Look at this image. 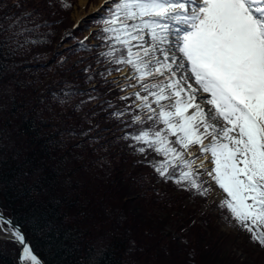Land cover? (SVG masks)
Returning <instances> with one entry per match:
<instances>
[{"label": "snow or ice", "instance_id": "6c2138e0", "mask_svg": "<svg viewBox=\"0 0 264 264\" xmlns=\"http://www.w3.org/2000/svg\"><path fill=\"white\" fill-rule=\"evenodd\" d=\"M100 9L93 19L99 30L92 37L99 44L85 43L89 37H84L76 51L98 53L96 64L104 65L100 72L86 66L85 83L112 87L99 94L96 88L81 92L65 82L52 98L67 105L77 96L87 97L75 106L79 112L118 90L115 100L122 103L103 100L100 109L122 125L118 139L143 157L139 162L193 196L207 198L218 186L227 194L218 205L230 213L225 219H234L264 248V0H103ZM33 17L31 11L5 15L0 56L7 59L50 43L37 33L51 25L29 27ZM10 70L0 62V72ZM0 222V231L23 246V260L43 264L23 231L2 212Z\"/></svg>", "mask_w": 264, "mask_h": 264}, {"label": "trees", "instance_id": "16d2710c", "mask_svg": "<svg viewBox=\"0 0 264 264\" xmlns=\"http://www.w3.org/2000/svg\"><path fill=\"white\" fill-rule=\"evenodd\" d=\"M34 2L38 6L32 9L42 13L34 12V23L28 24L47 21L51 27H41L37 36L50 43L31 47L32 59L24 52L7 59L0 56V62L12 69L0 72V84L12 79L16 68L19 74H29L22 85L15 81L12 91L18 95L0 115V212L22 228L35 254L44 264H86L85 257L103 264H208L207 258L215 260L223 252L218 264H264V248L246 250L250 258L245 260L220 248L233 242L232 235L219 231L212 214H199L203 204H214L180 190L172 181L164 182L140 163L143 157L118 139L122 125L107 119L108 113L95 108L96 103L77 112L75 106L87 97L77 96L67 105L52 98L67 82L61 75L68 64L61 65L60 58H74V63L80 57L78 52L49 49L58 37L57 19L65 13L58 0H26ZM5 6L0 23L5 14H14L10 1ZM76 34L77 29L72 32L73 37ZM1 35L0 40L5 39ZM46 55L56 57L45 65L37 57ZM70 84L87 92L79 81ZM27 85L31 89L25 93ZM101 87L102 94L110 88ZM118 94H110L109 100L122 103L115 100ZM11 123L19 127L18 138L2 154L7 143L4 133ZM93 125L98 127L89 136L81 135ZM94 138L99 143H91ZM245 239L251 240L249 233ZM18 251L16 242L1 241L0 264H17Z\"/></svg>", "mask_w": 264, "mask_h": 264}, {"label": "rangeland", "instance_id": "374dc122", "mask_svg": "<svg viewBox=\"0 0 264 264\" xmlns=\"http://www.w3.org/2000/svg\"><path fill=\"white\" fill-rule=\"evenodd\" d=\"M10 1L12 6L10 7V13H14L13 16L15 17H19V15H22V13L20 12L23 11V13L25 12H36V13H42L41 10H37L35 11L34 6H38L37 2H34V4H29L26 3V0H0V5H3V7H0V14L4 11V9H6V2ZM102 1V2H101ZM65 3L70 4L71 7L69 8H65L62 7L61 4L59 3L58 6H61L62 8H64L65 13H62V17H60L59 19H57V23H58V30H57V34L58 37L57 39L54 41L52 48H49L50 50H54L55 53H63V52H67V50H70L69 53H73V52H78V56L80 57L79 61L76 62H82V64H77L76 62H72V60L74 59H69L66 61V63L68 64V70L67 72H65V74L61 75L65 80H67V83L70 84L72 82H76L79 84V87H84L87 91H90L92 88H96L99 90V94H102V90L103 89L101 86V82L95 83V84H87L85 83V76L83 74V69L88 66L89 64L92 65V68L94 71L96 72H100L103 71L104 69V65L101 64L99 67L96 64V59H97V54H93V53H89L87 51H76V49L78 48V43L80 40H83L84 37H89V40L85 41V43H88L90 45H98L99 42L92 39L93 35L99 30V28L93 23V19L94 18H98L99 16V12L98 10L102 11V9H100V5L103 3V0H86L85 3H80V0H65ZM19 4L20 7H16V5ZM34 8V9H32ZM64 14V15H63ZM6 15V14H5ZM4 15V16H5ZM12 16V17H13ZM47 15L42 17V20H47ZM53 19H50L49 21H52ZM28 23V22H27ZM28 26L30 27V25L28 24ZM5 27H7V24L5 23ZM76 29L78 30L79 34H76L75 39H73L72 41H66L68 36L67 34L76 31ZM3 38L5 37L4 35H1ZM30 50L24 51V54L26 55V57L32 59V55L29 53ZM21 54H23V52L17 54L16 56H20ZM56 56L51 57V55H46V56H41L38 59L39 60H43L40 63H45V65H47V63H49L50 61H52V59H55ZM45 61V59H47ZM58 61V60H55ZM53 62L51 67L54 68L56 67V62ZM39 63V64H40ZM77 65H79L77 67ZM81 67V68H80ZM100 70V71H98ZM125 72L130 71V69L125 68L124 70ZM124 73H120L119 75H123ZM29 74L27 72H21L20 74L18 73V70L16 68V71H14V75L11 77H13L12 79H9L6 83L0 84V115L3 114L5 107L13 101V99L16 97V95H18V93H13L12 90L16 89L15 86H13V84L15 83L16 80H18L20 82V84L22 85L23 82L25 81L26 77ZM80 75H83L80 76ZM59 77V76H58ZM74 79H77L76 81H73ZM110 87H112L111 85H109ZM31 89V86L27 85V87L25 88V93H27L29 90ZM118 93V90H114V92L109 93L107 96H103L102 100L100 102H97L95 106V108L100 107V103L103 102V100H109L110 99V94H114V93ZM108 98V99H107ZM121 104V103H118ZM122 128V126L120 127ZM19 131V127L18 125L15 124H10L8 126L7 131L4 133V137L7 141V143L5 144L4 149H2V154L11 146H13L14 140H16L17 138V132ZM105 134H110V133H105ZM9 146V147H8ZM200 161H197V164H199ZM201 179H208L206 177H201ZM156 182L159 183L158 180H156ZM206 186V185H205ZM226 193L223 192L222 189H219L218 186L215 187V189L210 192L209 196L207 197V199L209 200V203H213L214 207H211V204H203L202 207H200V211L199 214L202 213H210L212 214L213 218H214V223L218 226L219 231H221L224 235H232L233 237V242L229 245V243L227 245L224 244V246H220V248L224 247L226 248V252L229 253L230 255L236 257V258H240L242 260L248 259L250 258L248 252L246 250L248 249H252V250H262V247L259 246L258 244L252 242L251 240H249V242L246 241L245 237L248 235V233H246L245 231L241 230L239 228V225L237 224V222L233 219L231 220V223L229 222V220L225 219L226 215H230V213L227 212L226 209L221 210L218 205L221 202V199L226 197ZM191 202V201H189ZM216 216H215V215ZM235 225V226H233ZM165 230L164 232H168L170 229L169 224L165 225ZM172 235H176V233L171 232ZM230 235V236H231ZM11 241V239H8L7 236L5 235V233L3 231H0V242L1 241ZM13 241V240H12ZM219 248V249H220ZM223 259V252H221L220 254H218V256L216 257L215 260H211V258H207V262L208 264H218L219 261ZM18 263V261H17Z\"/></svg>", "mask_w": 264, "mask_h": 264}, {"label": "water", "instance_id": "95a60500", "mask_svg": "<svg viewBox=\"0 0 264 264\" xmlns=\"http://www.w3.org/2000/svg\"><path fill=\"white\" fill-rule=\"evenodd\" d=\"M3 216L4 217H6V218H8V219H10L9 217H7V216H5L4 214H3ZM11 220V219H10ZM15 224V223H14ZM16 225V224H15ZM17 227H19L21 230H22V228L20 227V226H18V225H16ZM23 231V230H22ZM23 233H24V231H23ZM25 235V234H24ZM27 239V238H26ZM27 242H28V240H27ZM28 244H29V242H28ZM30 245V244H29ZM18 246H19V252H18V258H17V260L19 261V258H20V254H21V250H22V247L23 246H21V245H19L18 244ZM34 254H35V252H34ZM36 255V254H35ZM38 257V256H37ZM39 258V257H38ZM40 259V258H39ZM18 264H19V262H18ZM44 264V263H43Z\"/></svg>", "mask_w": 264, "mask_h": 264}, {"label": "bare ground", "instance_id": "6f19581e", "mask_svg": "<svg viewBox=\"0 0 264 264\" xmlns=\"http://www.w3.org/2000/svg\"><path fill=\"white\" fill-rule=\"evenodd\" d=\"M85 2H86V0H80V3H85ZM101 2H102V1H101ZM0 224H2V222H0ZM5 227H6V226H5ZM22 251H23V247H22L21 253H22ZM19 264H29V262L23 260V259L21 258V254H20Z\"/></svg>", "mask_w": 264, "mask_h": 264}]
</instances>
